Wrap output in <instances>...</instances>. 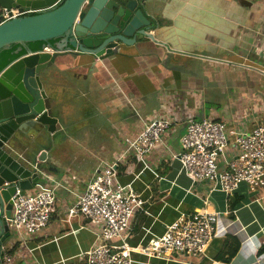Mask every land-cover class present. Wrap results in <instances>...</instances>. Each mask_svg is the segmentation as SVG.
Segmentation results:
<instances>
[{
	"label": "crops",
	"instance_id": "obj_1",
	"mask_svg": "<svg viewBox=\"0 0 264 264\" xmlns=\"http://www.w3.org/2000/svg\"><path fill=\"white\" fill-rule=\"evenodd\" d=\"M145 3L154 24L150 36L114 55L65 53L56 59L46 91L57 130L40 127L11 141L12 154L30 167L47 151L41 163L49 172L26 194L56 187V212L40 232L10 228L0 264H87L98 227L69 216L68 209L98 167L116 161L126 139L160 116L174 124L145 162L128 157L118 165L122 182L133 181L147 200L133 232V264H264V187L251 191L241 183L226 194L192 181L172 158L181 150L188 117L221 120L236 130L264 125V0ZM2 12L0 7V22ZM198 210L220 214L203 255L144 252L166 224Z\"/></svg>",
	"mask_w": 264,
	"mask_h": 264
},
{
	"label": "built area",
	"instance_id": "obj_2",
	"mask_svg": "<svg viewBox=\"0 0 264 264\" xmlns=\"http://www.w3.org/2000/svg\"><path fill=\"white\" fill-rule=\"evenodd\" d=\"M32 12L30 9L22 12L3 9L1 22ZM173 124L171 117H156L135 137L127 138L122 155L113 163L98 167L69 207V216H82L98 227L95 243L86 253L87 264H133V232L137 215L144 211L147 200L136 190L133 181L122 182L118 165L128 157L145 162ZM185 125L181 150L172 157L179 162L180 172L196 183H210L213 189L226 194L236 191L241 183L247 184L251 191L264 187L263 124L251 130H236L221 120L192 116L186 119ZM56 192V187L25 195L18 190L12 197V215L7 219L9 227L18 234L40 232L56 212ZM219 215L217 211L207 210L181 215L166 224L163 233L152 237L143 250L159 258L173 254L199 257L217 235ZM5 258L10 260V256Z\"/></svg>",
	"mask_w": 264,
	"mask_h": 264
},
{
	"label": "water",
	"instance_id": "obj_3",
	"mask_svg": "<svg viewBox=\"0 0 264 264\" xmlns=\"http://www.w3.org/2000/svg\"><path fill=\"white\" fill-rule=\"evenodd\" d=\"M147 0H0V7L30 9V14L0 22V49L13 43L48 41L62 37L42 50L31 49L0 72V245L11 235L7 219L12 197L25 195L49 168L42 165L47 151L30 167L12 154L13 139L46 127L55 132L59 122L46 85L56 59L65 53L96 58L122 52L139 38L150 36L153 19ZM57 49L51 53L46 50ZM31 129V131H29Z\"/></svg>",
	"mask_w": 264,
	"mask_h": 264
},
{
	"label": "trees",
	"instance_id": "obj_4",
	"mask_svg": "<svg viewBox=\"0 0 264 264\" xmlns=\"http://www.w3.org/2000/svg\"><path fill=\"white\" fill-rule=\"evenodd\" d=\"M62 37L50 39L48 41H33L27 43V46L21 43H13L0 49V72L5 69L9 64L18 59L20 56L26 54L29 49L33 51L42 50L44 47L54 45L57 48V44ZM238 248H235L230 252V257L234 256ZM229 260V259H226Z\"/></svg>",
	"mask_w": 264,
	"mask_h": 264
}]
</instances>
